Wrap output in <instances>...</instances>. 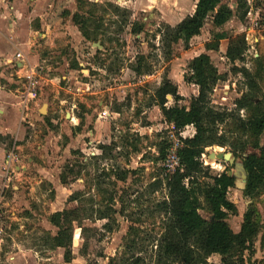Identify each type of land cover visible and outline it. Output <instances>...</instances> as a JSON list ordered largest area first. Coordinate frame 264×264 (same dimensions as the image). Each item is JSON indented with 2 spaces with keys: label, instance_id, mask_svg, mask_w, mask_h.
Here are the masks:
<instances>
[{
  "label": "rangeland",
  "instance_id": "374dc122",
  "mask_svg": "<svg viewBox=\"0 0 264 264\" xmlns=\"http://www.w3.org/2000/svg\"><path fill=\"white\" fill-rule=\"evenodd\" d=\"M245 1L251 9H248L251 11L250 15L247 12L242 18V10L237 12V3L241 0H222L234 8L236 13L232 18L218 27L209 17L201 33L191 39L188 49L180 41L173 46L172 55L167 56L163 52L161 37L157 31L167 23L161 19L160 14L150 15V11H142L136 15L130 13L125 22L123 14L107 5L112 2L126 7L122 0H77L70 23L81 34V29H86L90 40L82 34L83 41L76 47L68 44L54 48L42 47L40 51L49 58V62L37 65L42 80L40 94L44 90L51 92L47 102H44L46 112L37 111V119L43 123L40 131L42 138L52 133L51 140L57 143L53 149L50 143H47L48 150L43 149V153H53V157L59 160L49 169L53 173L51 178L54 183L44 182L40 206L29 203L28 206L22 205L16 212V215L29 219H11L6 212L8 207L2 208L5 211V226L1 233L4 240L10 241V235L13 234L15 238H19L23 230H27L28 243L47 254L44 249L53 246L52 238L58 231V227L50 219L51 215L65 208L83 205L88 208L85 212L88 211L89 214L87 218L73 223L72 260L66 262L63 256L65 249L59 247L53 252L52 261L42 262L87 264L91 260L95 264H108L109 257L122 253L125 258L128 257L130 240L135 237L138 240L135 252L143 255V264H154L156 238L163 228V215L156 204L166 196L167 190L163 187L152 191L150 183L156 177L164 175L161 158L166 156L177 139L182 142L183 138L194 134L195 128L188 125L176 131L164 121L158 106L149 105L151 95L167 75L178 85L179 92L183 95L179 103L188 106L191 98L198 92V86L189 81L192 73L190 61L206 51L222 75L211 95L213 105L234 110V101L250 90L249 79L241 71L246 66L256 81V86L250 91L254 92V99L260 102L259 110L264 111V0ZM181 2L190 7L188 12L193 9V0ZM141 25L143 31H132ZM222 31L227 33V37L220 40L219 49L206 50L205 42L214 39V35ZM238 34L245 35L249 47L244 60L233 62L226 56V49L230 39ZM139 57L142 58L144 68L138 74L131 66ZM73 66L77 70L70 71ZM168 98V104H173L172 97ZM87 103L88 106L85 105ZM52 108L55 111L49 113L48 109ZM51 114L55 121L50 120ZM73 114L79 118L78 129L70 123V115ZM240 115L247 118L250 111L242 109ZM97 120L100 122H96ZM223 126L233 129L236 137L242 135L248 142L243 154L258 153L264 148V131L255 139L251 132L242 134L233 121ZM234 138L233 135L231 141L235 142ZM112 142L115 144L113 150L101 158L98 155L101 154L99 145ZM212 151L231 152L242 161V153L233 151L230 145L208 146L201 159L204 168L199 176L200 180H209V175L224 170L228 173L234 170V166L227 161L209 158ZM118 168L130 170L126 179L119 180L115 177ZM62 175L66 177V181H63ZM13 183H17V180L14 179ZM243 186V181H236V185L228 190L227 197L236 204L237 210L229 213L227 221L237 232L248 209L258 212L259 233L254 240L252 253L250 250L245 251L244 261L245 264H264V187L258 194L250 196L243 192ZM20 191L9 188L5 192L6 198H17ZM80 191L83 204L71 199L73 193ZM111 196L115 197L114 206L119 211L110 220L109 229L103 226L108 219H99L94 212L98 207L105 208L111 204ZM201 198L202 204L206 206V201ZM200 213L210 218L206 208L201 209ZM21 222H24L23 226H20ZM132 224L137 227L136 232H130ZM82 226H87L84 235L81 234ZM85 243L86 252L83 253L80 250ZM209 260L219 262L220 255L213 254Z\"/></svg>",
  "mask_w": 264,
  "mask_h": 264
},
{
  "label": "trees",
  "instance_id": "16d2710c",
  "mask_svg": "<svg viewBox=\"0 0 264 264\" xmlns=\"http://www.w3.org/2000/svg\"><path fill=\"white\" fill-rule=\"evenodd\" d=\"M117 12L127 16L132 13L127 7L110 2L107 4ZM249 5L245 0L237 3V12L242 10L241 17H245ZM244 8V9H243ZM234 8L222 0H196V6L192 13L183 17L175 25L165 23L163 28L157 29L161 37L163 52L171 56L173 46L182 41L185 49L190 46L191 39L199 35L206 22L211 17L215 26H222L235 14ZM143 25L133 28V32L143 31ZM82 34L88 40L90 36L86 29H81ZM227 37L222 31L214 35V39L205 42L206 50L219 49L220 40ZM248 44L244 34L235 35L230 39L226 49V56L233 62L244 60ZM144 57V55H141ZM142 58L131 66L135 73L143 72ZM191 77L189 81L198 86V92L194 95L189 105L180 104L183 95L179 92L178 85L167 75L162 82L154 89L149 105L159 107L164 121L172 125L176 131L188 125H193L195 132L192 136L182 139V146L179 148L181 167L176 168L169 174L156 177L151 183L152 191L166 188V196L157 202V207L163 215L162 231L156 238V253L154 264H245L244 253L247 250L253 251V244L259 233V220L255 209H248L243 215V221L239 231H234L227 221L229 213L237 210L236 204L227 197L228 190L236 185V177L229 174L227 170L217 174L209 175V180H200L199 176L204 168L202 156L206 147L212 145L233 147V151H240L244 164L247 179L242 188L247 195H256L264 187V148L260 152L243 154L248 147L242 135L236 137L234 130L224 128L233 121L236 128L245 132H251L255 139L264 131V111L259 110L260 102L254 99L256 86L255 77L250 69L244 66L241 71L249 79V91L244 92L235 101L234 110L227 107L219 108L213 105L211 95L222 75L212 63L210 54L206 51L194 56L190 61ZM168 96H171L174 103L168 104ZM247 109L250 115L244 118L240 110ZM234 135V141H231ZM115 144H100L101 158L106 157L108 151H112ZM162 149V155H164ZM164 157V156H163ZM162 159V158H161ZM129 169L118 168L115 177L124 180ZM65 176L62 175L63 181ZM82 191L73 193L71 199L83 204L81 200ZM206 206L202 204V198ZM112 202L105 208L98 207L95 217L108 219L104 227L110 226V220L119 211L114 205L115 197L111 196ZM120 199V198H119ZM92 208V207H91ZM90 208V209H91ZM123 210V206L121 207ZM206 208L210 218L204 217L200 210ZM88 208L78 205L73 208H65L56 211L51 215V221L58 227L56 235L52 238L53 247H63L64 260L70 262L73 258L71 249L74 227L77 220L87 218ZM92 210V209H91ZM122 210H120L122 212ZM94 211V210H92ZM109 229H111L109 227ZM135 225L130 226V232H136ZM87 231V226H82L81 234ZM138 240L133 237L129 243V256L124 254L109 257L108 264H143L144 257L135 252ZM86 252V243L80 250ZM213 254L220 255V261H210ZM87 264H95L89 260Z\"/></svg>",
  "mask_w": 264,
  "mask_h": 264
},
{
  "label": "crops",
  "instance_id": "0c3cea01",
  "mask_svg": "<svg viewBox=\"0 0 264 264\" xmlns=\"http://www.w3.org/2000/svg\"><path fill=\"white\" fill-rule=\"evenodd\" d=\"M76 2L77 0H0V196L4 190L0 201L2 207H8L6 212L7 215L10 214L11 219L21 221L29 219L16 215L22 205L28 206L29 203L41 205L44 182L54 183L51 178L53 173L49 169L55 161L57 163L59 161L53 157V153L51 155L46 151L43 153V149L46 150L48 147L47 143L52 145V149L57 143L51 140L52 133L42 138L40 131L43 123L37 119V111L41 110L38 106H43L44 102H47L51 92L42 91L36 102L29 104L28 108L23 107L19 89L23 83V69L21 60L15 57V53L22 51L31 64L39 65L49 62V58L40 51L42 47L54 48L63 44L76 47L82 42V34L70 23ZM122 3L133 15L150 11V15L160 14L161 19L171 25L192 13L196 6V0H193V9L188 12L190 7L183 5L181 0H122ZM65 60L67 61L66 58ZM76 68L73 66L69 70H77ZM48 111L53 113L55 109ZM70 116V123L78 129V116L75 114ZM49 118L55 121L52 114ZM13 147L21 172L18 178L7 182L3 171L4 161ZM14 179L17 183H13ZM9 188L20 189L19 196L14 199L6 198L5 192ZM23 224L24 222H21L20 226ZM23 231L19 238H15L14 234L10 235V241H5V237L0 234V264H52L42 261H52L53 252L60 246L46 248L44 251H47V254H43L36 246L28 243L29 234H26L28 231Z\"/></svg>",
  "mask_w": 264,
  "mask_h": 264
},
{
  "label": "built area",
  "instance_id": "2783aa9c",
  "mask_svg": "<svg viewBox=\"0 0 264 264\" xmlns=\"http://www.w3.org/2000/svg\"><path fill=\"white\" fill-rule=\"evenodd\" d=\"M250 9V8H249ZM251 10V9H250ZM248 11V15H250L251 11ZM258 24V23H256ZM15 57L21 60V69H23L22 77L23 83L20 89L21 96V104L24 108H28L29 104L36 102L40 97V91L42 88V80L41 75L39 73V69L37 65L31 64L22 51H17L15 53ZM193 126V125H192ZM195 130L193 131V133ZM191 134L190 136H192ZM182 146V142L177 139V142L173 147H171L166 156L162 158L161 165L164 167V174H169L173 172L176 168L181 167V159L179 155V148ZM18 157L15 153V148H11L7 153L4 161V175L7 178V182L12 181L13 178H18L19 173L21 172L19 165L17 164ZM4 190L1 193L3 195ZM1 201H0V234L4 230L5 226V214L2 209Z\"/></svg>",
  "mask_w": 264,
  "mask_h": 264
},
{
  "label": "water",
  "instance_id": "95a60500",
  "mask_svg": "<svg viewBox=\"0 0 264 264\" xmlns=\"http://www.w3.org/2000/svg\"><path fill=\"white\" fill-rule=\"evenodd\" d=\"M98 46H100V44H98ZM45 106H46L45 104L42 106L41 112H46ZM209 158L229 162V164L231 166H234V170L230 171L229 174H232L237 178H239V177L246 178L247 173H246L243 162L238 160L236 158V156H234L231 152H222V151L215 152V151H212L209 153Z\"/></svg>",
  "mask_w": 264,
  "mask_h": 264
},
{
  "label": "flooded vegetation",
  "instance_id": "af4514ba",
  "mask_svg": "<svg viewBox=\"0 0 264 264\" xmlns=\"http://www.w3.org/2000/svg\"><path fill=\"white\" fill-rule=\"evenodd\" d=\"M247 177V176H246ZM246 179L247 178H243V177H239V178H237L236 177V181H243L244 183L246 182Z\"/></svg>",
  "mask_w": 264,
  "mask_h": 264
}]
</instances>
